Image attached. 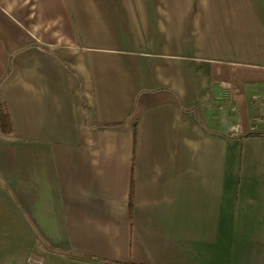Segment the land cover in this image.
<instances>
[{
	"label": "crops",
	"instance_id": "crops-1",
	"mask_svg": "<svg viewBox=\"0 0 264 264\" xmlns=\"http://www.w3.org/2000/svg\"><path fill=\"white\" fill-rule=\"evenodd\" d=\"M0 104V264H264V0H0Z\"/></svg>",
	"mask_w": 264,
	"mask_h": 264
},
{
	"label": "trees",
	"instance_id": "trees-1",
	"mask_svg": "<svg viewBox=\"0 0 264 264\" xmlns=\"http://www.w3.org/2000/svg\"><path fill=\"white\" fill-rule=\"evenodd\" d=\"M0 128L2 132L7 133V134H11L13 132V124H12L11 117L8 113V110L3 104H0ZM251 135H255V134H250V136ZM131 197H130V213L132 209Z\"/></svg>",
	"mask_w": 264,
	"mask_h": 264
},
{
	"label": "rangeland",
	"instance_id": "rangeland-1",
	"mask_svg": "<svg viewBox=\"0 0 264 264\" xmlns=\"http://www.w3.org/2000/svg\"><path fill=\"white\" fill-rule=\"evenodd\" d=\"M48 255L50 258L48 264H66V263L68 264V262L65 261V259L68 258V255H66L65 253H60L57 251H51L50 250ZM57 261H59V262H57ZM39 262L43 263V260H40Z\"/></svg>",
	"mask_w": 264,
	"mask_h": 264
},
{
	"label": "built area",
	"instance_id": "built-area-1",
	"mask_svg": "<svg viewBox=\"0 0 264 264\" xmlns=\"http://www.w3.org/2000/svg\"><path fill=\"white\" fill-rule=\"evenodd\" d=\"M38 264H40V263H38Z\"/></svg>",
	"mask_w": 264,
	"mask_h": 264
}]
</instances>
